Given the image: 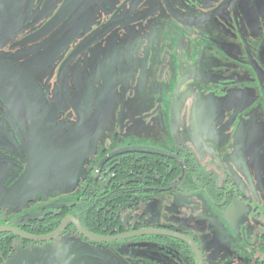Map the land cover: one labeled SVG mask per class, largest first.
Here are the masks:
<instances>
[{
  "label": "flooded vegetation",
  "instance_id": "1",
  "mask_svg": "<svg viewBox=\"0 0 264 264\" xmlns=\"http://www.w3.org/2000/svg\"><path fill=\"white\" fill-rule=\"evenodd\" d=\"M76 128L89 164L76 199L18 220L2 205L0 264H198L185 238L209 264L216 235L245 243L249 264H264V0H0L5 196L33 187L55 143H65L59 131ZM151 128L158 147L139 137ZM50 135L41 176L12 193L35 145ZM128 148L136 152L108 159ZM129 155L163 174L139 170L132 198L109 203L118 190L115 166ZM120 179L123 192L132 187L123 185L127 175ZM162 196L165 216L122 219ZM68 218L90 235L120 239L91 241L71 221L63 224ZM11 230L59 234L40 242Z\"/></svg>",
  "mask_w": 264,
  "mask_h": 264
},
{
  "label": "rangeland",
  "instance_id": "2",
  "mask_svg": "<svg viewBox=\"0 0 264 264\" xmlns=\"http://www.w3.org/2000/svg\"><path fill=\"white\" fill-rule=\"evenodd\" d=\"M82 129L59 131L61 136L65 137V143L64 145L62 142L55 143L54 156L47 170L30 189L16 197L7 198L3 192V185L6 182L0 181V207L3 205L4 208L9 210L10 218L13 220L39 218L42 217L45 211H54L55 206L61 203H71L76 199L79 193V181L86 175L89 166L86 158L87 142L82 139ZM139 137L142 140L141 142L151 146V148L154 145L158 147L160 144V141L154 143L156 135H154L152 128L142 131ZM59 147L66 148V151L57 150ZM185 186L186 184L182 187ZM163 196L157 198L152 204L154 206L149 209L142 204L130 213L125 212L122 219L128 220L130 215H137L141 211H145L146 215L153 220L158 219L161 213L162 216H165L163 209L166 206L162 200ZM183 210L188 211L184 208ZM181 215L184 216V213L177 214V216ZM207 217L209 216L207 215ZM213 224V220L210 219L208 224L210 231L215 229ZM211 245L214 254L210 255L209 264H249L247 260L248 249L245 243H239L231 239L223 240L221 236L216 235L213 236ZM103 246L105 247V245ZM94 258L101 260L103 256L96 253ZM103 260H106V258Z\"/></svg>",
  "mask_w": 264,
  "mask_h": 264
},
{
  "label": "water",
  "instance_id": "3",
  "mask_svg": "<svg viewBox=\"0 0 264 264\" xmlns=\"http://www.w3.org/2000/svg\"><path fill=\"white\" fill-rule=\"evenodd\" d=\"M46 119V118H45ZM45 119L43 118V122H45ZM51 119V117H50ZM52 122V120H51ZM53 123V122H52ZM52 131L50 130V133ZM50 149H51V135L48 138L47 143H38L35 145L34 148V153L32 156V160L30 162V164L28 165L25 173L23 174V176L17 181V183L14 185V187L12 188L11 192L12 193H20L22 191H24L25 189H27L28 187H30L36 180H38V178L41 176L42 172L44 171L46 165L48 164V160L50 158ZM131 152H136V148H128V149H122L120 151H117L113 154H111L108 159L110 157H113L115 155H119V154H124V153H131ZM154 153L158 156L161 157H172V158H177L175 156H172L168 153L162 152V151H154ZM107 160V158H106ZM185 178V172H183L182 177L180 178L178 184L174 187L177 188L179 187ZM71 221L76 228L78 229V231L80 232V234L82 236H84L85 238L97 242V243H108V242H112L115 241L117 239V237H113V238H107V237H97V236H93L88 234L87 232H85L80 225L73 219V218H68L65 221H63V224H65L68 221ZM11 232H13L15 235L22 237L23 239H27L30 241H49L54 239L55 237H57V235L59 234V232H56L55 234H52L50 236H46V237H29L26 235L21 234L18 231L15 230H11ZM186 241H188L190 243V245H192L194 251L196 252V257L198 260V264H202V258H201V253L199 251V249L196 247V245H194L189 239H186Z\"/></svg>",
  "mask_w": 264,
  "mask_h": 264
},
{
  "label": "trees",
  "instance_id": "4",
  "mask_svg": "<svg viewBox=\"0 0 264 264\" xmlns=\"http://www.w3.org/2000/svg\"><path fill=\"white\" fill-rule=\"evenodd\" d=\"M154 163L152 162H148V161H142L140 158H137V155H129L126 158H123L121 161H119L115 168V171H118L119 174L118 176L114 177V181H115V185L116 188L118 189L117 191H113L112 192V197H109V200H113V202L115 201H120V200H124L125 199H131L132 197V193H136L135 191H137L139 188L138 183H136L135 181V174L139 173V170H142L143 173H145L147 171V173L150 174L151 169H158V166L153 165ZM159 174H163V170L161 167H159L158 171ZM121 174L127 175V178H129L131 181H129V183L123 184L124 186H132L131 188L127 189L126 192H123L120 188L121 186L117 187V183H121V179L120 176ZM176 175V174H175ZM175 177V176H174ZM134 178V180H133ZM171 180H168V182ZM121 190V191H120ZM124 197V198H123ZM110 200L109 203H112V201ZM90 205L88 203H83L78 207V211L80 212V215L84 218H86V220L91 217V209L89 207ZM82 219V218H81ZM96 219H97V215L94 216L91 220V222H94V224L96 223ZM100 219H102V217L100 216ZM82 221H84L82 219Z\"/></svg>",
  "mask_w": 264,
  "mask_h": 264
}]
</instances>
